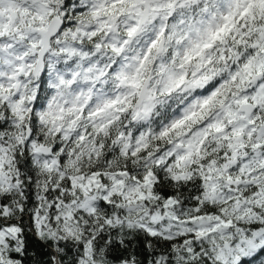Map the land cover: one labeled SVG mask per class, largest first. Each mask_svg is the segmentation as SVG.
Returning a JSON list of instances; mask_svg holds the SVG:
<instances>
[{"label": "snow or ice", "instance_id": "1", "mask_svg": "<svg viewBox=\"0 0 264 264\" xmlns=\"http://www.w3.org/2000/svg\"><path fill=\"white\" fill-rule=\"evenodd\" d=\"M0 264H264V0H0Z\"/></svg>", "mask_w": 264, "mask_h": 264}]
</instances>
